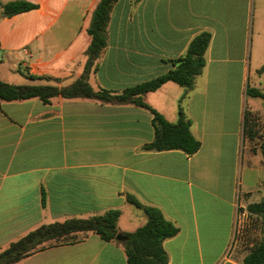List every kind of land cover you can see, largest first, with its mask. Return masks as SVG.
<instances>
[{"label":"crops","instance_id":"crops-1","mask_svg":"<svg viewBox=\"0 0 264 264\" xmlns=\"http://www.w3.org/2000/svg\"><path fill=\"white\" fill-rule=\"evenodd\" d=\"M29 1L37 8L9 17L0 7L1 58L27 72L26 84L67 86L85 76L94 90L120 93L172 69L208 31L193 87L167 81L142 95L169 122L180 108L200 146L192 154L145 149L152 113L130 102L1 101L0 251L42 224L118 208L128 215L124 226L117 220L120 241L89 232L13 264H128L123 233L147 220L131 194L177 227L162 242L167 264H243L264 241V213L249 209L264 202L263 156L245 136L246 111L263 122V99L246 89L264 93V0H116L88 69L87 28L99 0ZM10 73L0 67L12 83Z\"/></svg>","mask_w":264,"mask_h":264},{"label":"trees","instance_id":"trees-1","mask_svg":"<svg viewBox=\"0 0 264 264\" xmlns=\"http://www.w3.org/2000/svg\"><path fill=\"white\" fill-rule=\"evenodd\" d=\"M116 0H99L92 12L90 24L87 28L91 36V42L87 49L86 68L88 69L99 55L106 43V26L109 13ZM37 4L29 0L0 1V7L5 16L37 8ZM208 31H201L189 42L183 56L173 60L174 67L168 71L144 82L125 88L120 93H114L107 89L94 90L87 82L85 76L78 78L67 86L52 84H13L0 78V102L21 100L27 98H39L48 102L50 98L60 96L63 98L89 97L101 101L130 102L148 109L152 113V125L154 129L153 140L144 145L147 150L180 149L187 154H192L200 146L190 131V122L185 118L179 108V118L176 122H169L162 114L143 101L145 92L156 90L163 83L173 81L186 89L193 87L195 77L201 73L205 64L204 52L210 40ZM246 92L251 96L261 97L264 101V93L257 88L247 87ZM254 113L246 111L245 125L253 123ZM264 126V114L263 122ZM252 125V124H251ZM254 128H245V136L253 139ZM259 149L264 162V140L260 142ZM127 201L137 208H141L147 216L146 222L135 231L123 233L124 244L128 264H167V254L162 242L165 238L177 233V227L166 220L161 211L153 206L143 205L133 195L128 194ZM251 210H259L264 213V202L249 206ZM120 209L113 208L103 214L90 217H70L62 221H54L42 224L28 231L0 251V264H13L22 258L39 250L51 246L72 244L81 241L89 233L97 234L105 241L117 240V220ZM243 264H264V241L253 248L244 258Z\"/></svg>","mask_w":264,"mask_h":264},{"label":"rangeland","instance_id":"rangeland-1","mask_svg":"<svg viewBox=\"0 0 264 264\" xmlns=\"http://www.w3.org/2000/svg\"><path fill=\"white\" fill-rule=\"evenodd\" d=\"M255 46H256V43L254 44V47ZM10 54L12 55V52H10ZM1 57H2V51L0 49V62L3 61L0 67L5 68L6 70L7 68H10L14 72L12 74L11 73L7 74V76H5L6 79L10 80L12 83H15V84H26V83L31 82L26 71L19 69L17 64L13 65L12 67L10 62H8L6 59H3ZM13 69H15V71ZM254 119L255 121H253V123L251 121V123L248 122V124L245 125V128H254V131H255L253 139L247 138V143L251 144V146L258 147L261 141V136L264 134V131H263L264 129L262 128L261 121L259 120V118H257V115H254ZM127 217L128 215L126 213L120 216V219H119L120 226H124L127 223V219H128Z\"/></svg>","mask_w":264,"mask_h":264},{"label":"water","instance_id":"water-1","mask_svg":"<svg viewBox=\"0 0 264 264\" xmlns=\"http://www.w3.org/2000/svg\"><path fill=\"white\" fill-rule=\"evenodd\" d=\"M121 237H122V235L119 234V233L116 235V238H117V239H121Z\"/></svg>","mask_w":264,"mask_h":264}]
</instances>
